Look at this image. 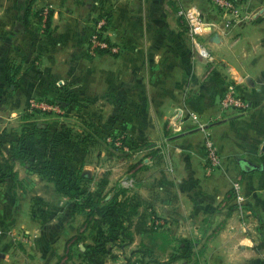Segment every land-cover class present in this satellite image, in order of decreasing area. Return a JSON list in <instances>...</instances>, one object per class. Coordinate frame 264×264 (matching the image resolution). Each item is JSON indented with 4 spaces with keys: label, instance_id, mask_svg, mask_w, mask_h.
Masks as SVG:
<instances>
[{
    "label": "crops",
    "instance_id": "0c3cea01",
    "mask_svg": "<svg viewBox=\"0 0 264 264\" xmlns=\"http://www.w3.org/2000/svg\"><path fill=\"white\" fill-rule=\"evenodd\" d=\"M238 2L252 16L223 34L206 35L213 55L207 61L177 12L182 0H0V43L18 72L43 74L50 90L58 76L69 88L90 85L103 92L98 99L113 107L111 120L122 123L130 142L155 141L156 159L147 153L138 164L156 172L153 220L206 242L227 236L230 244L223 247L239 257L204 264H264V228L245 229L225 198L237 177L251 181L255 204L264 196V0ZM191 4L209 19L220 18L210 0ZM104 10L110 12L108 38L120 51L90 55L87 40ZM229 89L247 100L245 111L221 112ZM206 133L222 157L213 173L205 167ZM245 160L254 165L245 168ZM140 181L146 198V178ZM42 194L29 198L28 210L19 196L2 208L0 228L19 234L0 236V264H92L98 252L84 240L85 212L74 211L53 187Z\"/></svg>",
    "mask_w": 264,
    "mask_h": 264
},
{
    "label": "rangeland",
    "instance_id": "374dc122",
    "mask_svg": "<svg viewBox=\"0 0 264 264\" xmlns=\"http://www.w3.org/2000/svg\"><path fill=\"white\" fill-rule=\"evenodd\" d=\"M199 1L205 0H182L181 4ZM43 11L42 16L46 17L48 11ZM102 16L107 19L105 33L108 38V10L98 14L92 32ZM5 55L0 43V212L17 196L22 197L21 203L26 201L28 210L29 198L31 201L35 197L39 199L42 193L49 192L50 187H53V183L40 182L41 177L38 176V179L35 176L37 173L30 171L18 160L14 164V175H11V155L20 148L27 152L31 160H49L61 170L60 177L64 178L61 179L62 183L69 180L74 184L79 182L78 187L92 189L105 200L118 193V199L127 210L130 209L126 207L129 199H134L137 203L139 210L133 219L135 223H142V228L135 233V227L132 226L130 230L134 233V240L125 245L121 244L126 241L125 238H115L105 222L96 215L87 217L85 213L80 225L84 228V240L98 252L95 258L92 257V264H104L105 261L124 264L134 249L146 251L143 263L157 264L156 260L167 259L170 253L185 251L190 242L193 244L190 258H181L169 264H204V261L210 262L217 258L239 259L236 254L223 247L226 245L224 242L230 244L227 236H215L206 242L203 236L175 235L167 228L166 223L155 224L153 204L156 172L146 167L142 170L138 166L141 159L149 154H153V159H156L155 141L150 138L130 142L124 135L122 123L115 124L111 120L113 107L104 103L105 100L98 99L103 92L93 90L90 85H87L86 90L76 86L69 88L70 86L60 83V76L56 78L59 80L57 87L53 85L50 90L47 82H44L43 74L18 72L11 65L14 63L12 58L15 57L10 52L6 58ZM141 149L144 153H141ZM130 153L136 155L130 158ZM131 168L133 171H130ZM130 175L133 181L130 180ZM261 177L264 188L263 172H259L260 180ZM143 178H146L144 185L149 191L146 198L141 196L138 188ZM235 181L242 185L244 199L241 202L237 201L233 191ZM251 186V181L246 185L242 178L237 177L225 196L228 199L227 207L247 230L264 228V196L258 200V205L255 204V190ZM122 188L128 190L123 192L120 190ZM20 206L24 208L25 205ZM143 212L147 215L146 219L138 220L137 216L141 217ZM18 242L21 243L20 240ZM211 246H214L213 250L208 248ZM217 246H222L221 250H217ZM117 253L120 255L118 260L115 257ZM141 255V251L136 253L131 257V262L142 263Z\"/></svg>",
    "mask_w": 264,
    "mask_h": 264
},
{
    "label": "built area",
    "instance_id": "2783aa9c",
    "mask_svg": "<svg viewBox=\"0 0 264 264\" xmlns=\"http://www.w3.org/2000/svg\"><path fill=\"white\" fill-rule=\"evenodd\" d=\"M210 2L219 12L220 18L217 20L207 18L205 13L195 4L181 5L177 10L178 14L186 20L188 34L197 54L207 61L213 60V55L205 43L206 35L223 34L235 24L247 20L252 16V12L244 11L241 8L238 0H210ZM98 21L94 31L88 38V52L92 55H96L99 53L100 49H107L118 53L120 47L109 41L105 33L107 19L102 16ZM220 107L223 113L233 112L234 110L243 112L248 107V103L236 90L229 89L223 93L220 100ZM204 149L206 156L205 167L207 171L211 173L221 166L222 157L210 133L205 134ZM233 191L237 201L241 202L244 199V195L242 185L239 181L234 182ZM3 234L15 235L19 234V232L11 227L0 228V236Z\"/></svg>",
    "mask_w": 264,
    "mask_h": 264
},
{
    "label": "trees",
    "instance_id": "16d2710c",
    "mask_svg": "<svg viewBox=\"0 0 264 264\" xmlns=\"http://www.w3.org/2000/svg\"><path fill=\"white\" fill-rule=\"evenodd\" d=\"M107 27H105L106 29ZM110 41V40H109ZM109 52L107 49H100L99 53ZM27 166V168L37 173L41 179L46 182L53 183V189L61 195L66 196L69 202L73 204V209L78 211H84L87 217L97 216L99 220L105 222L110 230V233L115 236V238H125L121 244L125 245L132 243L134 240V233L130 230L132 226L135 227V233L141 231L142 223L134 222V216L137 214L139 208L134 199H129L126 207H130L129 210L125 209L118 199V193L113 194L109 199L105 200L103 197L99 196L98 193L92 189H87L85 186L78 187L79 182L76 184L72 181L61 182L60 172L57 167H55L49 160H42L40 158L29 159L28 154L25 150L17 148L11 155L12 164L10 165L9 172L14 175V164L16 161ZM83 177V176H82ZM121 191H127V188L120 189ZM133 200V201H132ZM138 217V220L146 219L147 215L143 214ZM155 222V220H154ZM156 224V223H155ZM156 227V226H155ZM185 251H178L177 253H170L167 259L156 260L157 264H169L175 262L181 258L188 260L192 253V242L186 245ZM141 251L142 253V263H132L131 257H134L136 253ZM146 255V251L134 249L131 251V256L127 258L126 264H146L143 263V258Z\"/></svg>",
    "mask_w": 264,
    "mask_h": 264
},
{
    "label": "water",
    "instance_id": "95a60500",
    "mask_svg": "<svg viewBox=\"0 0 264 264\" xmlns=\"http://www.w3.org/2000/svg\"><path fill=\"white\" fill-rule=\"evenodd\" d=\"M245 168L249 169L251 168V166H253L254 164L251 162V161H246L245 160V163L243 164Z\"/></svg>",
    "mask_w": 264,
    "mask_h": 264
}]
</instances>
